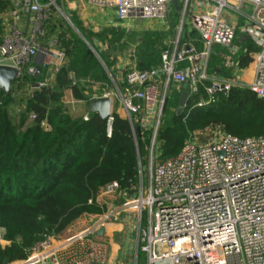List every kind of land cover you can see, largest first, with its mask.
I'll use <instances>...</instances> for the list:
<instances>
[{
	"label": "built area",
	"instance_id": "built-area-1",
	"mask_svg": "<svg viewBox=\"0 0 264 264\" xmlns=\"http://www.w3.org/2000/svg\"><path fill=\"white\" fill-rule=\"evenodd\" d=\"M8 1L10 7L2 16L0 66L14 67L12 84L22 86L27 74L36 75L39 65L46 75L38 88L47 86L68 59L58 29H50L60 25L53 19L56 9L64 23L73 21L58 0ZM89 2L113 8L114 27L135 19L162 20L167 29L172 24L173 0ZM178 4L174 36L162 49L160 66L129 67L116 76L108 70L113 89L96 95L111 99L109 134L115 113L131 123L135 135L137 127L141 135L150 132L148 181L140 173L138 185L123 192L119 209L96 216L87 229L64 239L46 237L25 260L12 264H113L108 243L97 231L121 210L133 214L135 258L118 264H264V133L241 138L221 132L207 142L192 136L177 156L166 159L159 157L157 139L171 87L187 83L188 98L203 87L209 101L198 100L193 107H202L234 87L264 98V0H178ZM238 30L257 47L249 80L232 72L224 77L211 69L216 47L240 51L233 46ZM71 79L73 84L78 81L74 72ZM116 192L120 184L113 181L101 196ZM0 244H9L2 227Z\"/></svg>",
	"mask_w": 264,
	"mask_h": 264
},
{
	"label": "trees",
	"instance_id": "trees-1",
	"mask_svg": "<svg viewBox=\"0 0 264 264\" xmlns=\"http://www.w3.org/2000/svg\"><path fill=\"white\" fill-rule=\"evenodd\" d=\"M9 7L8 0H0V42L5 30L2 16ZM172 12L177 15L174 4ZM72 29L70 26L57 31L68 59L53 82L32 88L31 84L44 80L43 69L38 76L27 74L25 85L12 84L8 93L0 90V227L9 241L5 247L0 244V264L25 260L46 237L60 238L84 216L104 213L107 202L98 197L106 185L118 181L120 191H129L138 185L140 167L149 163L150 132L144 130L142 135H135L131 123L115 113L109 134L108 118L103 119L96 112H88L87 119L69 113L63 100L67 88H71L74 98L88 104L92 93L81 78L98 83L109 80L102 64L91 55L89 45ZM83 35L88 39L86 33ZM256 51V45L246 40L235 56L238 68H249ZM161 52L157 62L150 57L154 52H150L138 69L160 66ZM102 59L112 73L111 66ZM71 72L80 78L76 84L72 83ZM182 86L171 87L168 101L175 102L176 113L164 130L161 126L159 129L161 159L177 156L184 146L182 137L175 136L183 130L177 113ZM202 95L203 87L199 94L188 98L183 110L198 108L193 105ZM216 96L219 101L211 105L213 111L232 116L247 114L250 130L228 125L229 133L241 138L264 133V98L241 87ZM11 105L18 111L12 112ZM123 200L122 196L119 203Z\"/></svg>",
	"mask_w": 264,
	"mask_h": 264
},
{
	"label": "rangeland",
	"instance_id": "rangeland-1",
	"mask_svg": "<svg viewBox=\"0 0 264 264\" xmlns=\"http://www.w3.org/2000/svg\"><path fill=\"white\" fill-rule=\"evenodd\" d=\"M71 4V3H70ZM174 4V3H173ZM58 6L63 11L64 8H67L66 0H58ZM88 7V6H87ZM93 8V7H92ZM78 9L76 11H71L69 15L70 19L73 21V27L70 23H64L63 20L60 19V15L58 13V9H56L57 13L54 14L53 19L60 22L58 26V31H63L65 28L70 26L75 30L74 32L81 38H83V42H89L91 46L85 42V44L90 48V53L92 56H95L99 62L102 64L103 70L109 77L107 82L96 83L91 80L81 78L82 84L86 86L87 90L92 94H100L103 92L111 91L113 89V82L110 78L108 68L106 67L104 60L111 66L112 74L114 76L124 74L129 67L139 68L138 65L140 62L146 59V56L150 54V52H154L155 55L150 56L153 59H156L160 50H162L169 42V40L174 36L173 25L175 21L173 20L175 17L174 12H170L169 21L172 22L170 29H167L165 22L162 20H128L123 25H118L116 27H106L107 23H101L97 20L99 8L93 9ZM82 10H84L82 12ZM88 15L94 16L93 21L89 18ZM109 16V12H103L100 17H103V20H107ZM112 18V17H111ZM177 19V17H176ZM103 26H105L103 28ZM72 29V30H73ZM87 34L88 39L83 35V32ZM82 32V33H81ZM83 36H81V34ZM90 39V40H89ZM249 38L243 34L240 30L237 32V37L234 41V47L241 48L242 44L248 40ZM92 41V43L90 42ZM72 43H70L66 47H70ZM216 55L211 60V69H214V65H222L223 70L221 74L226 77L231 76V70H239L237 69V65L235 62V56L238 53H234L231 48H218L216 51ZM71 57V56H70ZM70 58V62H71ZM155 63V62H154ZM251 66L249 67V69ZM248 69V71H249ZM236 72V71H235ZM246 77H250V72L246 75ZM80 79V78H79ZM65 94V92H64ZM91 94V95H92ZM199 100H203V102H208L209 98L205 95H202ZM222 98H220V101ZM218 96H214L213 101L207 103L202 107L195 108L194 110H182L178 116L180 117V125L182 126V131L178 130L175 136L182 137V144L188 140L190 137H196L203 142L211 141L216 137L218 133L228 132L227 126L231 125L233 128L249 131L250 126L247 125V114L246 115H229L220 113L218 111H213L211 107L214 102H218ZM173 100H169L166 106L165 115L162 119L161 130H164L165 126L168 125L176 113V105ZM117 103H114V109H117ZM12 112L17 110L16 106H10ZM212 109H211V108ZM121 113L123 110L120 108ZM242 136H249L242 135ZM181 140V139H180ZM141 166V164H140ZM140 173L142 174L144 182L148 181V164L140 167ZM123 196V191L116 192L109 196H100L99 200L107 202V208H105L104 213H110L115 208H118L124 203V200L119 203V198ZM103 214V213H102ZM101 214H90L84 216L71 231V234H75L76 232L82 231L86 226L90 224L92 220L95 219L96 216H100ZM116 223L120 222V231L113 233V245L115 250V256L120 251V257L123 258V261L129 260L130 263L133 262L135 258V250L131 243L133 237H128L130 248L122 247V242L127 236V233L134 231L135 221L133 218V214L130 211L121 210L120 214L116 217H110L108 223ZM65 235V234H64ZM63 235V236H64ZM101 239V238H100ZM109 238L105 240L109 244ZM110 245V244H109ZM120 246V249H119Z\"/></svg>",
	"mask_w": 264,
	"mask_h": 264
},
{
	"label": "crops",
	"instance_id": "crops-1",
	"mask_svg": "<svg viewBox=\"0 0 264 264\" xmlns=\"http://www.w3.org/2000/svg\"><path fill=\"white\" fill-rule=\"evenodd\" d=\"M66 3H67V8H64V10L68 13V15L71 14L72 9H73V11H76L79 8L80 9H89L90 8L91 9L93 7V8H99L100 11H98L97 20H99L101 23H107V26L106 27H111L113 21L115 20V10L113 8H110V7H105V8L104 7H99V6H96V5L92 4V3H90L89 0H66ZM83 11L84 10H82V12ZM106 11L109 12V16H108V19L107 20H103V17H100V15L103 14V12H106ZM176 11H177V15L175 14L174 20H176V17H178V10H176ZM88 16H89L90 19L94 17V16H91V15H88ZM91 20L93 21V19H91ZM22 24H24V25L27 24V20L24 19L23 22H22ZM104 27L105 26H103V28ZM56 28H58V27H56ZM218 48H220V47H216L215 50L217 51ZM216 54H214L212 56V58ZM237 69H239V70H235L236 71L235 72L232 69L231 72L234 73V74H239V75L243 76V78L245 80H249L252 77V75H253L251 68L250 69L249 68H247V69L237 68ZM248 69H249V71H248ZM222 70H223V66L222 65L215 64L214 65V69L212 71H215L217 73H221ZM249 72H250V77H246V75ZM77 79H79V78L77 77ZM87 79L88 80H91L90 78H87ZM91 81L94 82L93 80H91ZM96 95H98V94H92V95H90V99L91 98H94V97H97ZM63 100H64L65 105L68 107V111H69V113L71 115H73V116H85L88 113V109H87L88 104H87V102H85L84 100H80V99L74 98V96L72 94V91H71V88H67L65 90V94H64ZM119 208H120V206L118 208H115V209H119ZM91 222H90V224H91ZM76 225H74L75 228H76ZM89 225L86 226L83 230L87 229L89 227ZM74 227L72 226L70 229H68V231L65 233V235L62 236V237H60V239H64V238L70 236L71 235V231H72V229ZM117 231H120V222H116V223H111L110 222V223H107L106 226L104 227V233H103V235H101V236L99 235L100 238L103 241H106L105 239L106 238H109L107 240H109V244H110V245L108 244L109 251H110V263H113V264H118L119 262H122L124 260V257L123 258L120 257V251L119 250H118L117 255L115 256V253L116 252L114 250V245L112 244L113 243V240H114L113 237H112L113 236V233L114 232H117ZM131 234H132V232L127 233V236L123 240V242H122V247L123 248L124 247H127V248H130L131 247L130 244H129V242H128V240H129L128 237H131ZM119 249H120V246H119Z\"/></svg>",
	"mask_w": 264,
	"mask_h": 264
},
{
	"label": "water",
	"instance_id": "water-1",
	"mask_svg": "<svg viewBox=\"0 0 264 264\" xmlns=\"http://www.w3.org/2000/svg\"><path fill=\"white\" fill-rule=\"evenodd\" d=\"M173 3L176 7V10H179V4L178 0H173ZM81 34V33H80ZM82 36V34H81ZM84 38V37H83ZM85 42L89 44L86 39H84ZM41 67L38 65L37 66V73L36 76L40 74ZM16 77V69L14 67L10 66H0V90H3L5 92H9L11 88V84L14 82ZM39 87V83L35 82L33 84V89H37ZM183 90L179 96L178 100V107H177V113L179 114L184 107L186 106L188 97H189V91H188V84L185 83L183 84ZM223 93L226 94V91L223 90ZM88 112H96L99 114V116L103 119H107L110 115V110H111V99L110 97L104 96V97H94L91 98L88 106H87ZM136 132L138 136L141 135V129L139 127L136 128ZM104 233V227H101L98 231V235H103ZM5 264H7V261H5Z\"/></svg>",
	"mask_w": 264,
	"mask_h": 264
}]
</instances>
